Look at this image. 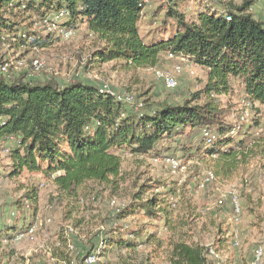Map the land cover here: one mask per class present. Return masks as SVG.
Instances as JSON below:
<instances>
[{"label": "trees", "instance_id": "16d2710c", "mask_svg": "<svg viewBox=\"0 0 264 264\" xmlns=\"http://www.w3.org/2000/svg\"><path fill=\"white\" fill-rule=\"evenodd\" d=\"M147 1L0 0V45L11 42L27 51L52 46L56 33L31 31L34 22L12 21L6 14L36 10V22L42 23L50 14L64 10L68 18L61 27L82 28L94 37L92 63L154 69L164 55L173 54L202 68L208 79L201 93L148 100L140 107L118 101L88 81L12 77L9 70L1 72V63L0 154L9 149L10 178L42 177L59 194L75 201L88 182L116 189L123 177V156L160 158L171 143L195 132L202 136L205 129L213 132L216 141L206 149L202 139L199 154L220 157L230 168L258 154L264 159V145L260 153L256 147L257 141L264 144L263 137H256L262 130L261 119L253 120L236 137L229 136L236 84L247 102L264 108V21L251 13L254 1L236 5L232 0H191L198 5L193 18L181 9L187 0L170 1L151 14L145 12ZM156 189L144 183L131 204L113 210L114 227L102 238L104 255L114 248L134 250L141 242L161 246L157 234L148 230L154 220L170 233L176 230L168 205L174 190L169 188L164 197L154 193ZM37 201L38 190L32 188L25 193L21 210ZM139 216L147 217V225L139 222ZM21 232L17 226L3 227L0 240L13 241ZM69 241L62 237L51 258L71 264ZM169 246L170 264H214L209 251L199 244L172 241ZM219 246L225 249L227 241L223 239ZM94 250L93 244L77 255L79 264H85Z\"/></svg>", "mask_w": 264, "mask_h": 264}, {"label": "rangeland", "instance_id": "374dc122", "mask_svg": "<svg viewBox=\"0 0 264 264\" xmlns=\"http://www.w3.org/2000/svg\"><path fill=\"white\" fill-rule=\"evenodd\" d=\"M245 1L232 0L236 5H242ZM250 1H254L251 13L256 19L264 21V2ZM166 3V0H148L145 12L151 14ZM181 9L189 18H193L198 5L187 0L181 4ZM36 13V10H30L27 14H18L16 11L6 14V17L12 21L26 20L27 25H33L34 22L31 31L44 33L46 26L36 22ZM147 29L144 28V32ZM55 38L52 46L39 51L21 50L11 42H5L0 45V64L8 66L12 77L25 76L33 81L80 80L104 85L117 95L132 96V106L135 103L145 106L148 100H168V97H176L180 93L187 97L201 93L208 80L202 68L194 64L187 68L185 65L183 73L178 76L179 89L167 91L164 84L155 77L152 68L127 69L115 62L103 65L92 63L95 39L82 28L76 29L74 36L68 41L57 33ZM35 60L43 63L40 71L33 68ZM175 64L168 59V55H164L156 68L172 74ZM235 88L236 95L230 103L233 106L229 118L231 122L241 116L246 100L238 84ZM249 110L250 121L262 120V130H259L262 136L256 137L264 138V108L251 104ZM201 144V134L195 132L182 136L167 147L166 156L163 157H178L184 166L177 175L170 173L163 157L154 159L125 155L122 163L123 177L116 189L88 182L80 189L79 198L75 201L59 194L42 177L32 178L24 174L20 178H10V161L4 150L0 154V227L17 226L23 232L27 226L36 223L38 228L35 234H26L20 239H1L0 264H62L51 258L61 246L62 237L70 240L69 244L73 247L69 255L73 259L71 264H79L77 255L93 244L98 248L102 238H105L104 233L114 227L110 216L113 210L121 205L131 204L133 195L144 183L155 189L160 186L154 193L163 194L164 197L169 188L174 190L168 196V205L172 206L176 230L170 233L162 223L154 220L148 224V230L157 234L162 241L161 246L141 242L134 250L114 248L105 255L102 252L101 262L98 264H170L169 244L172 241L199 244L209 251V259L214 264L249 263L254 249L264 246V159L258 154L247 162L240 160L230 168L227 163L223 164L219 160L220 157L211 159L205 154H199L197 150L204 147ZM256 144L253 146L260 153L264 144L262 141H257ZM208 171L215 173L217 177L213 183L205 186ZM32 188L38 190V201L35 205L30 203L28 210H21L24 195ZM234 194L238 196L241 207L239 224L232 221ZM112 201L115 202L114 206L111 205ZM12 211L17 212L14 220L10 219ZM49 219L52 220L51 223H48ZM138 219L141 224L147 225V217L139 216ZM68 229H73V232L70 233ZM235 235L240 243L237 249L233 248ZM223 239L228 246L222 250L218 245Z\"/></svg>", "mask_w": 264, "mask_h": 264}, {"label": "built area", "instance_id": "2783aa9c", "mask_svg": "<svg viewBox=\"0 0 264 264\" xmlns=\"http://www.w3.org/2000/svg\"><path fill=\"white\" fill-rule=\"evenodd\" d=\"M170 1H174V0H166L167 2L166 4H168ZM262 1L264 2V0ZM67 18H68V13L66 11L64 10L57 11L55 13L50 14L42 22V24L46 26L47 33H57L63 40L68 41L72 39V37L74 36V30H67L61 27V25L64 23V21ZM227 20L230 21L231 18L227 17ZM168 59L176 63L173 68V73L167 74L160 69L154 68V74L157 80L161 81L164 84V87L166 88V90L174 91L179 86L178 76L183 73V67H185V65L187 66V68L191 67L190 65H192V63L186 58L177 57L173 54H168ZM33 68L36 71H40L43 68V63L40 60H35L33 62ZM1 72L8 73V66L3 65V67L1 68ZM100 91L102 93L103 92L110 93L113 96H115V98L118 101H122L126 104L132 105L134 103V98L132 96L117 95L114 91H112L111 89H109L108 87L104 85L100 86ZM139 106L141 107L142 105L139 104ZM250 106H251L250 102L245 101L243 103L244 111L241 114V116L238 117L237 120L233 121V129L229 135L230 137H236L241 131H243L244 129H246L252 124V121H250V117H251V112L249 110ZM201 137L205 143L206 149L212 147L216 141L215 135L209 129H205L202 132ZM5 152L8 153L9 149L6 148ZM159 161L161 162V159ZM163 162L166 164V167L170 170V173L172 175H177L184 168V166L182 165L181 159L178 157H174V156L163 157ZM215 180H216L215 174L211 171H208L205 175L204 185L207 186L208 184L213 183ZM0 186H1V183H0ZM40 186L44 187L43 184H41ZM114 204L115 202L112 201L111 205L114 206ZM232 204L234 206V214H233L234 218L232 219V221L235 224H239L241 220L240 219L241 207H240L239 198L235 194L232 196ZM124 208H125V205H121L120 207H117L116 209H124ZM28 209H29V204L26 205V210ZM16 217H17V212L12 211L10 214V219L14 220ZM51 222L52 220L49 219L48 223H51ZM37 228H38V224L36 223L30 224L29 226L26 227V229L23 232L18 234L15 239H20L21 237H24L26 234L33 235L36 233ZM68 230L70 231V233L73 232V229H68ZM239 245L240 243L238 241V237L237 235H235L234 240H233V248L237 249ZM69 247L71 250H73V247L71 244H69ZM104 248H105V245H104V241L102 240L100 243V246L98 248H95V250L93 251L94 253L86 257L85 264H98V262H101V253L104 251ZM263 263H264V246L260 245L254 249L252 259L247 264H263Z\"/></svg>", "mask_w": 264, "mask_h": 264}, {"label": "crops", "instance_id": "0c3cea01", "mask_svg": "<svg viewBox=\"0 0 264 264\" xmlns=\"http://www.w3.org/2000/svg\"><path fill=\"white\" fill-rule=\"evenodd\" d=\"M163 58V57H162Z\"/></svg>", "mask_w": 264, "mask_h": 264}]
</instances>
